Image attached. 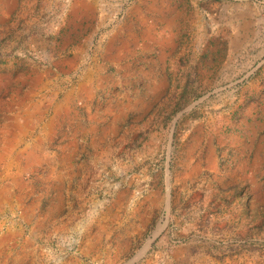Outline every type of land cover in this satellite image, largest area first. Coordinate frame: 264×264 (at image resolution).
Instances as JSON below:
<instances>
[{"label": "rangeland", "instance_id": "rangeland-1", "mask_svg": "<svg viewBox=\"0 0 264 264\" xmlns=\"http://www.w3.org/2000/svg\"><path fill=\"white\" fill-rule=\"evenodd\" d=\"M6 128L4 264H264V0H0Z\"/></svg>", "mask_w": 264, "mask_h": 264}, {"label": "bare ground", "instance_id": "bare-ground-1", "mask_svg": "<svg viewBox=\"0 0 264 264\" xmlns=\"http://www.w3.org/2000/svg\"><path fill=\"white\" fill-rule=\"evenodd\" d=\"M96 8V7H95ZM92 9V8H91ZM145 15V14H144ZM146 16V15H145ZM151 26V25H150ZM153 26V25H152ZM148 29V28H147ZM134 31H135V29H133ZM132 31V30H131ZM149 32H151V31H149ZM134 34V33H133ZM132 34V35H133ZM148 34V33H147ZM146 34V35H147ZM138 35V34H137ZM144 36V35H143ZM117 37V36H116ZM131 38V37H130ZM123 40H124V38H122ZM127 39H129V37L127 38ZM145 39V38H144ZM126 40V39H125ZM112 41V40H111ZM113 42V41H112ZM125 42V41H124ZM109 43V42H108ZM111 43V42H110ZM113 44V43H112ZM125 44V43H124ZM105 46H106V44H105ZM107 46H109V45H107ZM113 45H111V47H112ZM115 47V46H114ZM117 47V46H116ZM115 47V48H116ZM104 48V47H103ZM123 48H124V46H123ZM103 50V49H102ZM125 50V49H124ZM118 51V50H117ZM106 52V51H105ZM113 52V51H112ZM116 52V51H115ZM107 53V52H106ZM117 53V52H116ZM121 53H122V51H121ZM130 53V52H129ZM124 54V53H123ZM100 55H102L101 53H100ZM104 55V54H103ZM130 55V54H129ZM77 56V55H76ZM75 56V57H76ZM105 56V55H104ZM111 56V55H110ZM109 56V57H110ZM115 56H118V55H115ZM103 57V56H102ZM121 57V56H120ZM127 57H128V55H127ZM106 58V57H105ZM74 59V58H73ZM73 59H71V60H73ZM76 59V58H75ZM74 59V60H75ZM70 60V61H71ZM114 60V59H113ZM128 60V59H127ZM109 61H111V60H109ZM74 62V61H73ZM119 62V61H118ZM70 64H71V62H70ZM75 66V65H74ZM97 68V67H96ZM98 69V68H97ZM86 76H87V74H86ZM100 77V76H99ZM89 78V77H88ZM109 78H111V77H109ZM113 78V77H112ZM84 86V85H83ZM85 88H87V86L85 87ZM89 88V87H88ZM84 89V88H83ZM91 89V88H90ZM81 92V91H80ZM80 92H79V94H80ZM88 92V91H87ZM92 92V91H91ZM76 93V92H75ZM73 94V93H72ZM92 94V93H91ZM71 96V95H70ZM32 98V97H31ZM76 98H78L77 96H76ZM67 99H68V97H67ZM70 99V98H69ZM71 99H73V98H71ZM70 99V100H71ZM136 100H134V103H137V101L135 102ZM24 102V101H23ZM42 103V102H41ZM130 103V102H129ZM70 105V104H69ZM68 105V106H69ZM122 105H124V104H122ZM42 106H43V104H42ZM45 106V105H44ZM73 106V105H72ZM127 106H128V104H127ZM131 106V105H130ZM31 107V106H30ZM37 107L38 108H40L39 107V105H37ZM121 107V106H120ZM32 108V107H31ZM72 108V107H71ZM70 108V109H71ZM133 108H135V107H133ZM69 109V110H70ZM132 109V108H131ZM121 110V109H120ZM33 111V110H32ZM43 111V110H42ZM45 111H46V109H45ZM44 111V112H45ZM67 111V110H66ZM37 112H39V111H37ZM47 112V111H46ZM34 113V116H35V113H36V111L35 112H33ZM68 113V112H67ZM34 116H32L31 115V117L30 118H28V120L29 121H32L33 119H35L36 117H34ZM46 116V115H45ZM39 118V117H38ZM37 119V118H36ZM65 119V118H64ZM64 119H62L63 121H64ZM116 119H118L119 120V118L117 117ZM115 119V120H116ZM61 120V121H62ZM59 121V120H58ZM121 121V120H120ZM112 124H113V122H111ZM120 123V122H119ZM110 124V123H109ZM99 125V124H98ZM28 126V125H27ZM53 126V125H52ZM57 125H55V126H53V127H56ZM109 126H111V125H109ZM61 127V126H60ZM95 127H96V124H95ZM112 127V126H111ZM115 127V126H114ZM94 128V127H93ZM114 130V129H113ZM115 131H116V128H115ZM9 133V131H8V128H7V130H6V132H5V134H4V136H2L3 137V145H2V147L0 148V161H2V160H5L6 158H9V155L11 154V152H12V150H14V148H15V144L18 142V138L16 139L15 137L12 139H9L8 137H5V135H7ZM52 134V133H51ZM50 133H48V134H46V136H44L42 139H41V144H43V143H46L47 142V140H50V139H48L49 138V136L51 135ZM1 136V135H0ZM35 147H34V149H35V151H36V149H41V148H39V146L36 144V145H34ZM44 146V145H43ZM42 146V147H43ZM48 146V145H47ZM46 146V147H47ZM41 147V146H40ZM46 150V149H45ZM44 150V151H45ZM43 153V152H42ZM19 156V155H18ZM40 160H42V158L40 159ZM38 161V160H37ZM11 163V162H10ZM16 180V179H15ZM7 191V190H6ZM8 192V191H7ZM9 193V192H8ZM11 197V196H10ZM13 198V197H12ZM1 244V243H0ZM4 246V245H3ZM3 246H0V264H4L5 262H2L3 260L2 259H4L3 258V249H2V247ZM24 246V245H23ZM22 246V247H23ZM13 248V247H12ZM17 248V247H16ZM10 253H11V251H10ZM28 257V254L27 253H25V251L24 252H22L21 251V253L15 258V260H14V263L13 264H25V259ZM10 259V258H9ZM6 261V260H5Z\"/></svg>", "mask_w": 264, "mask_h": 264}, {"label": "crops", "instance_id": "crops-1", "mask_svg": "<svg viewBox=\"0 0 264 264\" xmlns=\"http://www.w3.org/2000/svg\"><path fill=\"white\" fill-rule=\"evenodd\" d=\"M51 125H52V123H51ZM6 129H7V128H6ZM3 133H5V131H4Z\"/></svg>", "mask_w": 264, "mask_h": 264}]
</instances>
